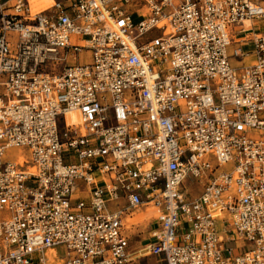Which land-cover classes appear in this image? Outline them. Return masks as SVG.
Masks as SVG:
<instances>
[{"label":"built area","instance_id":"1","mask_svg":"<svg viewBox=\"0 0 264 264\" xmlns=\"http://www.w3.org/2000/svg\"><path fill=\"white\" fill-rule=\"evenodd\" d=\"M0 75V264H264V0H0Z\"/></svg>","mask_w":264,"mask_h":264},{"label":"rangeland","instance_id":"2","mask_svg":"<svg viewBox=\"0 0 264 264\" xmlns=\"http://www.w3.org/2000/svg\"><path fill=\"white\" fill-rule=\"evenodd\" d=\"M53 0H33V8L38 12L44 10L48 6V2L51 3ZM135 20L138 19L137 15L134 16ZM233 47V46H232ZM231 47V48H232ZM81 58L84 61H89L91 59V53L88 50H84L81 53ZM234 64H238L237 58H231ZM4 79L3 76L0 75V81ZM20 155H28V151L26 149L19 148H8L6 150V156L8 160H13ZM233 168L232 164H227L219 168L218 172L230 171ZM206 180H198L191 177H188L183 182V189L187 190V194L189 198L197 197L203 191V185ZM115 206V204H113ZM154 217H153V216ZM155 214L153 211L149 209L143 208L141 210L135 211L133 216L128 219V232L131 240V247L133 250H137L139 247H143L147 239L149 238V230L155 224ZM242 244V243H241ZM233 245L232 242L227 243V246ZM58 252L60 256H64L65 248L64 246H59ZM242 251V250H241ZM135 257L128 264H165V262L161 261L158 257L153 255H148L144 252H140L137 254H133Z\"/></svg>","mask_w":264,"mask_h":264},{"label":"bare ground","instance_id":"3","mask_svg":"<svg viewBox=\"0 0 264 264\" xmlns=\"http://www.w3.org/2000/svg\"><path fill=\"white\" fill-rule=\"evenodd\" d=\"M29 1H30V4H31L32 11H33V12H37V11L33 8V7H34V6H33V5H34V4H33V0H29ZM53 2H54V0H53L51 3L48 2V6H47V7H49L50 5H52ZM38 12H39V11H38ZM154 214H155V212H154Z\"/></svg>","mask_w":264,"mask_h":264},{"label":"crops","instance_id":"4","mask_svg":"<svg viewBox=\"0 0 264 264\" xmlns=\"http://www.w3.org/2000/svg\"><path fill=\"white\" fill-rule=\"evenodd\" d=\"M149 210L154 212V210H151V209H149Z\"/></svg>","mask_w":264,"mask_h":264}]
</instances>
